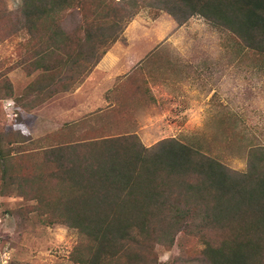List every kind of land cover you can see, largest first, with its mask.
<instances>
[{"label": "trees", "instance_id": "1", "mask_svg": "<svg viewBox=\"0 0 264 264\" xmlns=\"http://www.w3.org/2000/svg\"><path fill=\"white\" fill-rule=\"evenodd\" d=\"M120 1H127V23L144 7L139 0ZM152 2L180 25L204 18L236 37L240 53L264 61V0ZM75 8L83 13L84 39L62 24ZM116 14L110 0H22L10 32L27 36L25 46L35 48L29 62L38 75L29 91L40 98L32 107L86 79L118 40L111 23ZM93 122L101 128L94 129L96 139L45 150L37 159L48 171L32 176L8 170L0 135V182L34 201L29 211L45 224L78 233L75 264H160L157 249L172 247L179 233L204 245L203 264H264L263 147L249 151L247 172L236 173L209 153L201 137L189 143L169 138L147 148L128 126L114 130L103 116Z\"/></svg>", "mask_w": 264, "mask_h": 264}, {"label": "rangeland", "instance_id": "2", "mask_svg": "<svg viewBox=\"0 0 264 264\" xmlns=\"http://www.w3.org/2000/svg\"><path fill=\"white\" fill-rule=\"evenodd\" d=\"M152 1L139 0L144 7L127 23V1L110 0L119 11L111 21L118 40L101 62H145L147 79L143 76L136 85L156 98L132 133L147 148L169 138L189 143L201 137L209 153L232 172H247L249 151L264 148V61L251 52L240 53L236 37L204 18L191 17L180 25L152 7ZM21 6L22 0H0V135L8 170L32 176L48 171L43 159H37L45 150L96 139L99 132L94 129L101 128L92 120L62 126L50 106L32 107L40 98L29 91L38 75L29 62L35 48L25 46L27 36L10 32ZM62 24L84 39L80 10L66 12ZM137 89L127 85L128 92ZM9 98L19 102V118L13 123L5 119L1 104ZM35 109L39 112L31 116ZM38 115H46L51 124H37ZM19 125L27 126L30 134H22ZM3 171L0 163V176ZM34 203L18 197L17 186L0 182V264H75L71 254L78 233L64 224H45L37 212L29 211ZM195 239L179 233L172 247H159L160 264H203L204 245Z\"/></svg>", "mask_w": 264, "mask_h": 264}, {"label": "crops", "instance_id": "3", "mask_svg": "<svg viewBox=\"0 0 264 264\" xmlns=\"http://www.w3.org/2000/svg\"><path fill=\"white\" fill-rule=\"evenodd\" d=\"M144 64L145 62H99L74 91L54 96L44 103L45 107L50 106L54 110L57 124L62 126L84 120L95 121L97 117L103 116L106 122L115 125L114 130H127V126L135 129L137 124L143 123L141 117L149 105L156 102L153 94L139 89V84L136 85L143 76L147 79L149 70ZM128 84L130 87H138L137 90L140 91L128 92ZM37 110L31 116L39 112ZM35 118L37 124H51L46 115Z\"/></svg>", "mask_w": 264, "mask_h": 264}, {"label": "built area", "instance_id": "4", "mask_svg": "<svg viewBox=\"0 0 264 264\" xmlns=\"http://www.w3.org/2000/svg\"><path fill=\"white\" fill-rule=\"evenodd\" d=\"M9 100L13 101L14 103L9 105L7 103ZM1 104H2V109L4 112L5 119L9 123H13L14 121H16L19 118L20 110H19L18 105L14 99L9 98V99L2 100ZM5 258H7V253L5 254Z\"/></svg>", "mask_w": 264, "mask_h": 264}, {"label": "clouds", "instance_id": "5", "mask_svg": "<svg viewBox=\"0 0 264 264\" xmlns=\"http://www.w3.org/2000/svg\"><path fill=\"white\" fill-rule=\"evenodd\" d=\"M7 103H8L9 105H11V104L14 103V102L11 101V100H9ZM18 127H19V129L21 130L22 134H24V135H29V134H30V132H29L27 126H25V125H19Z\"/></svg>", "mask_w": 264, "mask_h": 264}]
</instances>
